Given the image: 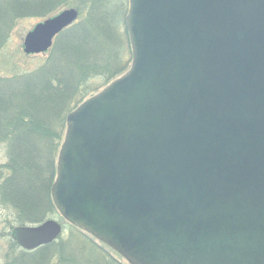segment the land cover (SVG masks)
Returning a JSON list of instances; mask_svg holds the SVG:
<instances>
[{
	"label": "water",
	"instance_id": "obj_1",
	"mask_svg": "<svg viewBox=\"0 0 264 264\" xmlns=\"http://www.w3.org/2000/svg\"><path fill=\"white\" fill-rule=\"evenodd\" d=\"M129 2L131 68L67 116L54 205L129 264H264V0ZM77 16L37 25L24 52Z\"/></svg>",
	"mask_w": 264,
	"mask_h": 264
},
{
	"label": "rangeland",
	"instance_id": "obj_2",
	"mask_svg": "<svg viewBox=\"0 0 264 264\" xmlns=\"http://www.w3.org/2000/svg\"><path fill=\"white\" fill-rule=\"evenodd\" d=\"M46 1L48 3L43 7L47 11H45L43 18L41 17L42 15L35 17L30 16L18 19L16 21L15 27L9 35L8 42L0 53V79H4L2 82H0V85L5 84L15 87L21 85V83L31 84L34 77L31 76V74L36 73L38 70L40 71L42 68H44L42 69L43 71L50 69L52 63H56L57 61H61V65L63 64L62 61H65L66 64L64 63V65L67 66V73L56 72L53 75H57V82L61 85L66 80L65 77L67 78L68 76L69 78H73L75 73L77 75L80 71L86 69V74L84 76L82 75V77L80 76L81 79L78 83L80 88L75 92V94H72L73 96H65L63 99L60 98L58 102L57 99H55L56 102L50 100L52 101L50 104H48V100H42L41 103H46L43 106H46L47 104L55 106L54 103H56L58 108L64 109L68 107L70 110L72 109L71 112H73L82 103L101 92L104 88L116 81L119 77L123 76L130 69L132 57L124 25L125 17L129 9V0ZM0 2L2 3V19H5L8 17L14 6L9 4V1L7 0H1ZM48 7L50 8L48 9ZM68 10L77 11L78 16L72 25L64 29L60 35L55 37L52 47L45 53L27 55L23 49V42L26 36L32 32L38 24H41L43 21L53 18ZM75 27L78 28L77 33ZM68 40H72V43H69L70 41ZM62 45L65 46L63 56H61L58 51L57 53H54L55 50H57V48ZM73 45H75V47H73ZM114 52H116V55ZM80 61L85 67L83 70L80 69ZM23 74H26V76H24L22 79ZM21 79L22 82L17 85V82ZM47 86H49L48 83L46 87ZM66 86H69V84L67 83ZM56 89L60 95H64V93H62L63 90H61L63 88ZM72 89L75 90V87ZM45 90L46 94L50 92L47 89ZM38 91L40 90L35 88L34 92ZM56 96L57 95H55L54 98ZM24 99L25 97L20 100V94L17 90L12 96V102L16 103L17 105L15 106L17 107L18 115L19 113H30L33 115V119L36 122L42 124L46 128L45 135L47 137L50 135L53 137L58 135L60 137L59 142H56L55 144L57 145L56 153L58 156L59 150L61 149V145L66 135L67 124L60 128L57 123L56 125L52 123V114L49 116L50 119L45 118L46 114L53 112V108H48L41 113L34 112L31 110V105L28 103V101H24ZM36 102L40 103L37 99ZM58 114L61 115L62 120L66 121V115L64 113ZM33 125H37V123H34ZM33 142L34 141L31 139L32 146L28 147L29 150L31 148L29 152H26V154L24 153V156L20 154V157L17 160H14L15 163L20 164V166H23V164H21L19 160L22 162L23 159L32 161L38 159L39 162L38 167L40 170V175H31L30 179H32V181L31 184L28 185L30 190H34L33 193H35L34 195L31 193V191H29V195L27 196L28 198L26 197V203H28L30 209H32V202L35 201L39 204L41 199L45 197L41 190L45 185H47L46 183H48L50 179L49 157L54 156L53 153H50V150L48 151V145H46V143L43 144L42 142L38 141V145L36 146V144H33ZM8 151L9 150L7 147H5V144L0 146V165L7 164L10 157L14 159V154ZM29 165L32 164H28V166ZM35 168L36 166L34 163V167H31L30 170L34 172ZM13 200L17 201V199ZM5 207L6 210L0 208V264L43 263L45 259L38 261L35 260L30 263V261H32L29 256L30 254L23 255L22 250L24 249L13 240L12 231L17 227H37L47 220H54L60 223L62 226V233L55 242H53L51 245H47L51 247L45 252V257L46 255L49 256V258L61 256V261L59 264H113L112 261L106 259L105 254L101 252L102 249L110 255L114 262H117L118 264H128L123 258H121L116 253L114 254V252H112L105 245L97 242L86 233L85 235L82 231L73 229L72 226L63 220V218L58 214L57 210L56 212L55 210H52V212L56 214H52V216L47 217L48 212H46L47 209L45 208V210L40 213V215H42V217L45 219L42 223L26 224L22 222L33 219L35 220L37 218V214L35 216L31 214V217L27 218L26 216L29 214L21 215L17 210L9 206V204L5 205ZM35 210L37 209L35 208L34 211ZM14 244L17 246V248ZM96 247H99L100 250ZM24 252L28 253L34 251L24 250ZM101 255L105 256L104 261H102Z\"/></svg>",
	"mask_w": 264,
	"mask_h": 264
},
{
	"label": "trees",
	"instance_id": "obj_3",
	"mask_svg": "<svg viewBox=\"0 0 264 264\" xmlns=\"http://www.w3.org/2000/svg\"><path fill=\"white\" fill-rule=\"evenodd\" d=\"M7 1H9V4H12L14 8L12 9L8 17H6L5 19H2L3 17V13H1L2 3L0 2V53L6 46L8 39H9V35L15 27L16 21L18 19L30 17V16L35 17V16L42 15L41 17L43 18L45 11H47L43 6H46V4L48 3L46 0H38V1L37 0H7ZM49 8L50 7H48V9ZM124 25H125V22H124ZM75 28H76L75 30L77 33L78 28L77 27ZM127 37H128V34H127ZM68 41H70L69 43H72V40H68ZM128 42H129V39H128ZM64 47H65L64 45L59 46L57 50H55L54 53H57L58 51L61 54V56H63ZM73 47H75V45H73ZM129 47H130V43H129ZM130 53H131V47H130ZM114 54L116 55V52H114ZM62 62H63L62 65H61V61H57L56 63H52L50 69L43 71L42 69L44 68H42L40 71L38 70L39 72L37 71L36 73L31 74V76H34L31 84L21 83V85H18L20 82H22L23 77L26 76V74H23L22 79L17 82L18 86L12 87V86L5 85V84L0 85V146L2 144L3 145L5 144V147H7V149L12 154H14V159L10 157L11 159L9 158V161L7 164L0 165V181H1L0 182V185H1L0 208L6 210L5 205L9 204V206L17 210L21 215L29 214L28 216H26L27 218H30L31 214L34 216L37 214L36 216L37 218L35 220L33 219L30 221H25V222L21 221L22 223H26V224L42 223L45 219L44 217H42V215H40V213L43 212L45 208L47 209L46 212H48L47 217L52 216V214H56L52 212V210L53 211L55 210L56 212V209L51 199V188L56 179V164H57L56 148H57V145L55 144L56 142H59L60 137L58 135L57 136L55 135V137L51 135L47 137L45 135L46 128L42 124L36 122L33 119V115H31L30 113L25 112V113H19L18 115V111L16 107L17 105L16 103L12 102V96L14 92L17 90L20 94V100H22L25 97L24 101L26 100L28 101V103L31 105V110L34 112L41 113L47 110L48 108H53V112L46 114L45 118L50 119L49 116H51L52 114L51 116L52 123H54L55 125L57 123L60 126V128H62V126L64 127L66 124V121L62 120L61 115H59L58 113H64L67 117V115L71 112L72 109L70 110L68 107L64 109L58 108V105L54 102L53 103L55 104V106L48 105V104L52 102L50 100H53L56 102L55 99H57V102H58L60 98L63 99L65 96L69 97L70 95L73 96L72 94L73 93L75 94V92L80 88L79 87L80 85L78 83L82 75L84 76L86 74V69L83 63L80 61L79 62L80 69L82 70L85 69V70L80 71L79 74L77 75L75 73L73 75V78H69L68 76L67 78L65 77L66 80L63 82V84L60 85L57 82V75H53V74L56 72L67 73L66 72L67 66L64 65V63L66 64V62L65 61H62ZM2 80L4 79H0V82H2ZM10 80H13V79H10ZM47 83L49 84V86L46 87ZM67 83L69 84V86H66ZM73 87H75V90L72 89ZM35 88L37 90L39 89L40 91L34 92ZM56 88H59V89L63 88L61 90H63L62 93H64V95L63 96L60 95ZM45 89L49 90L50 92L46 94ZM55 95L57 96L54 98ZM36 99L40 103L36 102ZM42 100H48V104L46 106H43L46 103H41ZM14 106H15V109H14ZM34 123H37V125H33ZM31 139L34 141L33 144L35 143L36 146L38 145L37 144L38 141L42 142L43 144L46 143V145H48L47 147L48 151L50 150V153H53V155L56 157V160H55V157L53 156L54 162H53V157H49V163H50L49 177L50 179L48 183H46L47 185H45L41 190L42 194L45 197L41 199V202L39 204L36 203L35 201L32 202L31 203L32 209L29 208L28 203H26V200L28 198L27 196L29 195V191H31L28 186L29 184H31V181H32V179H30L31 175L33 176L40 175L39 173L40 170L38 167L39 165L38 159L34 161L23 159L22 162L19 160V162L23 164V166H20V164H16L14 161L20 157V154L24 156V153L26 154V152H29L31 150V148L30 150L28 148L32 146ZM33 162L35 163V166H36L34 172L30 170L31 167H34ZM28 164H32V165L28 166ZM33 191L34 190H32L31 193H33ZM33 194L35 195V193ZM13 199H17V201H14ZM6 202H9V203H6ZM34 204H37V205H34ZM33 208L34 209L36 208L37 210L34 211ZM72 228L76 229L74 227ZM15 247L17 248L16 245ZM50 247L51 246H44L38 250H35L34 252H28V253H25L24 250L22 251H23V255L30 254L29 256L32 259L30 263L35 260L38 261V260L45 259L43 263H38V264H55V263L59 264L61 261V256H55V257L49 258V256L46 255L45 257V252ZM96 248L100 250L99 247H96ZM101 252H103L106 256V259H109L110 261H112L113 264H118L117 262H114V260L110 257L108 253H106L102 249H101ZM105 256L101 255L102 261H104Z\"/></svg>",
	"mask_w": 264,
	"mask_h": 264
}]
</instances>
